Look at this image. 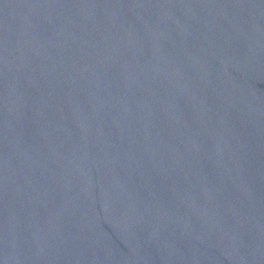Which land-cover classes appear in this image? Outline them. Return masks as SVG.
<instances>
[{
	"label": "water",
	"instance_id": "obj_1",
	"mask_svg": "<svg viewBox=\"0 0 264 264\" xmlns=\"http://www.w3.org/2000/svg\"><path fill=\"white\" fill-rule=\"evenodd\" d=\"M0 264H264V0H0Z\"/></svg>",
	"mask_w": 264,
	"mask_h": 264
}]
</instances>
